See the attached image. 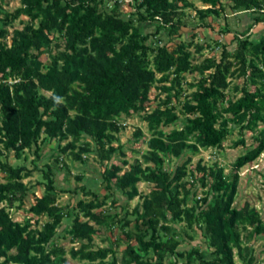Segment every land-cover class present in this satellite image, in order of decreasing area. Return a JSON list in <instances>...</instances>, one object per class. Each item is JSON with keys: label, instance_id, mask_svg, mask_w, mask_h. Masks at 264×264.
Segmentation results:
<instances>
[{"label": "trees", "instance_id": "1", "mask_svg": "<svg viewBox=\"0 0 264 264\" xmlns=\"http://www.w3.org/2000/svg\"><path fill=\"white\" fill-rule=\"evenodd\" d=\"M20 1L9 10L0 0V264H77L67 253L82 264H257L244 233H264V216L251 200L235 201L240 169L264 152V33L252 38L253 27L264 24V0H200L206 7L194 0H132L129 12L125 0ZM227 6L238 20L251 21L245 30L232 27ZM189 8L198 21L185 40L180 31L189 24ZM222 15V36L234 32L229 42L195 40L197 28H214L209 18ZM18 19L22 28L15 27ZM147 23L155 29L146 31ZM188 74L198 75L188 80ZM136 114L150 136L136 128L147 147L133 148L141 156L130 163L120 133ZM235 132L231 146L243 149L231 172L202 159L191 167L194 156L223 149ZM52 140L58 145L42 169L45 191L28 208L33 217L15 220L11 209L23 207L31 190L24 179L40 167L37 161L33 169L16 166L9 153L21 158L33 150L40 158ZM92 153L104 166L105 195L81 185L91 198L63 206L59 197L70 189L58 188L57 170L70 173L65 157L86 163ZM174 159L182 161L172 168ZM140 182L153 187L143 194ZM136 197L142 202L130 210ZM67 219L64 231L79 243L69 250L56 240ZM198 230L205 249L181 248ZM104 231L109 245L97 246Z\"/></svg>", "mask_w": 264, "mask_h": 264}, {"label": "rangeland", "instance_id": "2", "mask_svg": "<svg viewBox=\"0 0 264 264\" xmlns=\"http://www.w3.org/2000/svg\"><path fill=\"white\" fill-rule=\"evenodd\" d=\"M132 0H125L123 9L127 12L133 10V5L131 4ZM196 6L199 7H206V5H203V3L200 0H194ZM114 0H109V5H112ZM224 3L228 5L230 0H223ZM21 5L20 0H6L4 6L5 8L9 10H15L17 7ZM227 12L228 17L230 20V23L233 28H236L239 31H243L248 27V24L251 22L247 18H243L242 20H238V15L233 13L229 6H227ZM196 10L193 8L187 9L185 19L189 23L188 26L183 27L181 29L182 33V39L185 40H191L192 39V23L191 21L197 22L198 19L195 18ZM25 16H22V18ZM209 21L212 22L213 27H199L196 29V31L199 33V36L195 38L196 41L200 40L201 42H205L207 40H215V39H222L224 42H229L234 37V32H230L228 34H225L222 36L221 32L219 31L221 29V25L225 22L224 15L220 17H210ZM15 27L22 28L23 23L20 19H18L15 22ZM155 26L150 25V23H147L145 25L146 31H152L154 30ZM13 27L11 28V30ZM264 33V24L260 23L253 27L252 29V38H260L262 34ZM10 38V37H9ZM180 41L179 38H175L172 40L168 45L172 48L174 47L178 42ZM236 46V42L232 43L230 46L231 49H233ZM194 48H192L193 50ZM221 49L218 48L216 51H211L209 49H206L204 51V55H212L214 53H220ZM196 75H190L188 74V80H192L193 77ZM244 78H240L237 80L239 83H243ZM193 89H189L187 92H192ZM159 93V90L156 88L152 89L151 97L154 98ZM165 94H162L161 97H164ZM158 103V100L154 101V104L156 105ZM181 117H184L181 115ZM126 129L123 130L120 133L121 142L125 145V149L127 150L128 154L126 156L127 159H129L130 163L134 162L136 158L141 156V152L146 149L147 144L146 142L141 139H136L134 136V132L136 128L141 127L144 131L145 135L147 137L150 136V133L147 128V124L145 121L141 120V117L139 114H136L135 116L128 117L125 121ZM180 126V125H177ZM173 126L167 127V130L172 129ZM238 134L235 132L231 138L224 143L225 147L223 149L219 148H210L207 150H202L199 155H196L193 157V161L191 164L192 168H195L202 159L203 163H206L208 165L214 164V162H218L221 166H224L226 168V172L229 173L232 171L234 164L236 163V159L238 155L242 152V145H239L237 147H232V142L237 139ZM248 137V144L252 142L251 132L247 133ZM66 141L63 142L65 144ZM58 141L52 140L50 143L44 144L41 149V157H37V155L34 153L33 150H26L24 155L21 158H18L15 154V151L9 153L8 160L14 164V165H26L28 168L33 169L35 164L33 161H37L39 164L40 169L34 170L33 174L27 178L24 179V182H28L29 186H31V190L29 192L28 197L26 198L25 205L21 208H13L11 209V213L15 220L18 221H24L25 219L29 217H33V214L28 211V208L31 206V204L35 203L37 196H42L45 189L43 184H39L40 180L43 179L42 176V169L45 167V164L51 163L53 161V153H55V150L57 148ZM117 145V142L115 143ZM133 148L140 149L141 152H135L132 151ZM120 158L117 159L119 162ZM65 161L70 165V173H67L66 170H57L56 172V179L58 181L57 185L58 188H67L70 189V191H63L59 197V202L63 206H70L75 205L77 201L81 198H91L90 195H86L82 188H80L81 185H86L87 188L95 190L97 193H99V196L103 198V196L106 193L105 183L102 181V171L104 170V166L97 160L96 154L92 153L87 158L86 163L80 162V161H72L71 158H66ZM182 160H173L171 162V167H175L176 162H181ZM130 163L128 165H125L124 171L126 169L130 168ZM3 173H0V182L4 181ZM79 175H83L82 179H79ZM153 187L152 183H146V182H140L139 188L143 194L148 193ZM78 189L75 191V189ZM200 190V189H199ZM201 191V190H200ZM117 197L120 198L119 203H125L126 197L119 191L116 192ZM201 193L199 194V196ZM245 200H251L252 203L260 210L262 216H264V152L251 164H247L244 167L240 169V180H239V191L236 197L235 204L241 205ZM111 199H109L110 205ZM142 202V197H136L134 200L130 201L129 203V209L132 210L138 203ZM3 204L0 203V207ZM121 209L119 208L118 211ZM125 212L122 213V216H124ZM44 221L47 219V217L42 218ZM71 222V219L65 220L64 226L59 229L58 235L59 237L56 239L57 242L60 245H64L67 250H69L71 247L75 245H79V243H73L70 238L71 236L64 231V228L69 225ZM184 225L183 223L179 224V226ZM183 227V226H182ZM117 234V230H115ZM193 233V232H191ZM108 233L104 231L102 235L95 237V243L97 246H108L109 241L106 240ZM247 243H250L254 247V252L257 255V264H264V233L257 235L253 232L251 228L247 232L244 233ZM114 238V236H113ZM189 242L183 243L181 245V248H190L191 244H198L203 249L207 246L206 244V237L202 234L201 230H198V233L195 234L194 240H188ZM126 247V245L123 243L117 250L118 255L121 256L122 250ZM67 257L70 260V262L82 264V262H79L78 260H75L71 257L70 253H67ZM236 259L239 263H241V259L238 254H236ZM183 264V263H180Z\"/></svg>", "mask_w": 264, "mask_h": 264}]
</instances>
